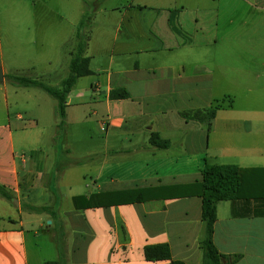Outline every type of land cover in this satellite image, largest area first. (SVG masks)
<instances>
[{
    "label": "crops",
    "instance_id": "crops-1",
    "mask_svg": "<svg viewBox=\"0 0 264 264\" xmlns=\"http://www.w3.org/2000/svg\"><path fill=\"white\" fill-rule=\"evenodd\" d=\"M186 13L196 34H182ZM120 14L127 34H114L106 67L96 69L102 77L78 90L80 78L67 98L66 120L91 105L108 125L99 166L109 167L108 175L98 169L84 183L87 193L63 191L70 162L57 163L36 147L24 151L30 135L24 118L16 115V128L8 113L4 120L7 76L18 75L0 64V186L15 204L13 215H0V223L10 225H0V264H168L145 260L144 247L158 244L169 245L174 261L201 264L199 183L206 163L258 171L257 194L218 204L213 243L220 254L237 256L225 263L264 264V34H254L264 26V0H133ZM140 16L146 27L137 26ZM81 22L82 17L73 24L71 44H59L65 69L48 79L64 70L60 82L69 75ZM114 90L128 97L111 100ZM223 100L233 105L217 111L209 132L182 115ZM154 134L168 142L167 149L151 143ZM91 196L92 207L83 208L81 200L75 208L73 198ZM138 196L142 200L132 201ZM27 206L51 208L54 217L29 213ZM44 224L54 260L29 255L27 235L42 251L37 240ZM92 230L106 233L107 260L89 250ZM85 250L90 254L80 256Z\"/></svg>",
    "mask_w": 264,
    "mask_h": 264
},
{
    "label": "rangeland",
    "instance_id": "rangeland-1",
    "mask_svg": "<svg viewBox=\"0 0 264 264\" xmlns=\"http://www.w3.org/2000/svg\"><path fill=\"white\" fill-rule=\"evenodd\" d=\"M132 1L0 0V64L7 73L38 79L55 87V83L60 82L61 77L66 75V70L58 79L57 77L48 79L47 75L57 68L65 69L66 58L59 44L65 40L71 44L73 24L82 17L83 22L79 30L87 43L85 54L92 57L90 67L92 74L80 79L77 89L88 88L89 81L93 82L102 77L99 71L107 65L108 59L105 54L111 48L114 49L112 45L114 34H127L126 23L122 21L120 10L124 12ZM186 15L188 16H183L182 34H196L191 15L189 13ZM146 25L147 22L140 16L137 26L141 28ZM251 33L249 28L246 34ZM254 34H264V26L259 31L256 27ZM117 47L115 48L119 49ZM2 94L4 96V91ZM5 97L4 120L7 119L8 113L13 127L16 128L15 125L18 124L16 115L20 114L24 118L22 124L25 123L30 129L24 151L36 147L43 150L44 155L55 158L57 163L70 162V167L61 179L63 191L70 187L77 193H87L84 183H89L90 178L96 176L98 169L101 168L103 174L108 175L109 167L103 165L99 167L105 160L103 156L107 141L105 131L108 125L102 122L100 116L93 114L91 105L79 110L77 116L66 120L65 128L58 130L56 102L43 91L20 88L9 82L6 85ZM2 107L0 102V108ZM2 119L3 116L0 117V120ZM43 153L39 152L40 155ZM63 204L70 206L71 201L64 199ZM14 205L0 197V215L5 213L13 215ZM0 225L10 226L8 223ZM45 227L44 224L39 231L40 240H37L41 246L43 245L42 251L34 248L32 235H27L29 255L32 259L35 254V258L39 256L45 260H54L57 257L55 247L49 244L50 236L45 232ZM92 232L89 242L93 247L89 250L95 252V256L101 260H107L106 233L102 231L100 234V230ZM89 254L85 250L80 256L87 257Z\"/></svg>",
    "mask_w": 264,
    "mask_h": 264
},
{
    "label": "trees",
    "instance_id": "trees-1",
    "mask_svg": "<svg viewBox=\"0 0 264 264\" xmlns=\"http://www.w3.org/2000/svg\"><path fill=\"white\" fill-rule=\"evenodd\" d=\"M83 21V20H82ZM82 23V22H81ZM81 25V24H80ZM82 33L78 30L76 34V48L71 55L69 62V75L60 82L59 86H49L39 80L22 77V76H7V79L13 85L20 88L41 90L56 102L55 113L58 120L57 129L62 130L66 124V107L67 98L72 89L77 84L80 78L88 77L92 74L89 64L90 59L86 56L87 43L82 37ZM128 94L124 91L114 90L110 93L111 100L125 99ZM232 100L227 104L225 101H215L211 107L203 110H196L194 112H184L182 115L187 120H196L206 125L207 132L211 129V123L220 109L231 108ZM151 143L158 149H167L168 142L159 138L154 134L151 136ZM264 171V170H259ZM256 172L250 170H242L234 165H212L206 163L202 174L200 185L201 198V221L203 223V237L200 240V250L202 253L201 264H224L226 261L232 259L233 263L237 261V256L228 257L220 254L213 243V229L217 219V206L221 202L235 201L239 199H250L257 194L261 189L258 184L253 185ZM134 193V192H133ZM134 194L139 195L140 191H135ZM109 194H103V196ZM0 197L7 201H12V196L9 195L0 186ZM134 198L135 200H142ZM91 198L77 197L73 198V204L76 209L79 208L78 202L84 201L83 208L92 207ZM26 210L34 214H49L51 218L54 217L51 208L48 207H33L27 206ZM144 258L148 262L166 261L168 264H184L179 261H174L171 258V251L168 244L148 245L144 247ZM45 264H61L57 262H47Z\"/></svg>",
    "mask_w": 264,
    "mask_h": 264
},
{
    "label": "water",
    "instance_id": "water-1",
    "mask_svg": "<svg viewBox=\"0 0 264 264\" xmlns=\"http://www.w3.org/2000/svg\"><path fill=\"white\" fill-rule=\"evenodd\" d=\"M3 82V74H2V70L0 69V84ZM48 224H50V222H48ZM221 264H224V262L222 261Z\"/></svg>",
    "mask_w": 264,
    "mask_h": 264
},
{
    "label": "built area",
    "instance_id": "built-area-1",
    "mask_svg": "<svg viewBox=\"0 0 264 264\" xmlns=\"http://www.w3.org/2000/svg\"><path fill=\"white\" fill-rule=\"evenodd\" d=\"M102 130H104V129L102 128Z\"/></svg>",
    "mask_w": 264,
    "mask_h": 264
}]
</instances>
